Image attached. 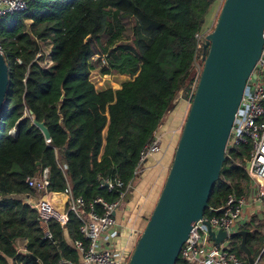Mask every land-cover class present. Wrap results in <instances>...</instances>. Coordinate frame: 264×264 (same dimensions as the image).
<instances>
[{"label": "trees", "instance_id": "obj_1", "mask_svg": "<svg viewBox=\"0 0 264 264\" xmlns=\"http://www.w3.org/2000/svg\"><path fill=\"white\" fill-rule=\"evenodd\" d=\"M25 1V10L0 22L9 77L0 116V264L77 262L72 245L80 238L79 219L70 214L63 228L50 220L52 239L44 238L27 203L34 196L27 178L46 168L48 192L118 200L119 193L99 188V179L115 174L124 189L131 185L141 150L180 107L181 90L190 103L202 68L201 35L219 0ZM46 42L51 64L44 67L40 44ZM94 54L105 60L100 74L128 77L119 89H95ZM30 111L47 128L48 142ZM248 154V146L227 148L205 215H216L209 209L220 208L230 193L249 194ZM257 222L252 217L241 230L252 257L264 264V223ZM17 239L26 240L24 253ZM240 241L231 238L230 249L246 261Z\"/></svg>", "mask_w": 264, "mask_h": 264}, {"label": "water", "instance_id": "obj_2", "mask_svg": "<svg viewBox=\"0 0 264 264\" xmlns=\"http://www.w3.org/2000/svg\"><path fill=\"white\" fill-rule=\"evenodd\" d=\"M263 32L264 0H224L213 30L204 38L203 65L171 166L128 264L176 263L192 223L202 218L219 178L234 116L261 55ZM8 81V66L0 54V116ZM29 115L49 140L44 123L31 111ZM207 231L216 244L226 238L225 232L215 234L208 225ZM246 236L245 230L230 235L241 238L247 263L257 264L258 258L246 247Z\"/></svg>", "mask_w": 264, "mask_h": 264}, {"label": "built area", "instance_id": "obj_3", "mask_svg": "<svg viewBox=\"0 0 264 264\" xmlns=\"http://www.w3.org/2000/svg\"><path fill=\"white\" fill-rule=\"evenodd\" d=\"M26 7L25 0H0V22L5 15L23 11ZM205 32L201 35L204 38L209 34H204ZM0 54L3 55L1 44ZM39 57L40 54L37 55V58ZM97 59L105 64L102 56L94 54L91 57V61ZM16 61L20 63L18 59ZM160 145V137L154 132L151 142L145 145L139 154L133 183L141 175L147 159L159 152ZM239 145L249 147V154L243 163V168L249 176L251 192L264 204V32L261 55L246 83L234 116L226 150ZM26 183L38 195L50 194L48 192L49 174L46 168L42 169L38 175L27 178ZM133 183L124 189V183L115 174L100 178L99 188L105 189L109 194L119 193L118 200L111 203L101 197L85 202L81 197H72L70 190L66 189L64 193L67 195V200L61 212H57L42 198L37 200H32V197L27 198V203L37 211L44 238L52 239L48 228V222L52 219L56 220L61 228L68 223L70 214H74L80 221V238L73 242V247L80 257L79 262L60 259L55 264H128L135 241L143 230L138 232L131 229L122 244L113 241V236L109 235L108 231L115 227V212ZM248 196L230 193L220 208L209 209V212H215L216 215L203 214L200 220L194 221L175 264H248L243 257L230 249L231 233L241 230L245 225L241 220ZM207 225L215 234L218 231L225 232L226 238L216 244L208 235ZM257 264H260L259 257Z\"/></svg>", "mask_w": 264, "mask_h": 264}, {"label": "crops", "instance_id": "obj_4", "mask_svg": "<svg viewBox=\"0 0 264 264\" xmlns=\"http://www.w3.org/2000/svg\"><path fill=\"white\" fill-rule=\"evenodd\" d=\"M94 87L98 91L106 89V87H96L95 84ZM111 88L114 89L113 87ZM119 88L120 86L117 85L116 89ZM182 94L183 91L181 90L178 93L177 99L175 101L178 105H180L179 110H177V108L176 111L168 117L166 124H163L156 131V135L160 137L161 140L159 152L149 157L144 163L141 175L137 179L135 185L132 186V194L130 199H127L128 193L125 194L123 202L115 212L116 225L111 230L113 241H115L114 239L116 238H120V240L116 239V241L122 244L131 229H134L138 232L144 229L146 222L145 220L149 214V211L154 207L153 205H155L160 194V185L164 180V175L171 166L177 137L187 115L189 104L187 100L182 98ZM248 195L247 205L243 209V216L241 220V222H243L245 225L251 220L252 217H255L257 221H262L259 219V217H263L264 214L263 202L257 199L251 190ZM39 198H42L48 202L57 212H61L64 209L67 195L64 192H50L48 195L41 196L34 192L32 200H37ZM25 244V239L16 240L17 251L19 253L25 252ZM77 257V262H79L80 257L78 254Z\"/></svg>", "mask_w": 264, "mask_h": 264}, {"label": "rangeland", "instance_id": "obj_5", "mask_svg": "<svg viewBox=\"0 0 264 264\" xmlns=\"http://www.w3.org/2000/svg\"><path fill=\"white\" fill-rule=\"evenodd\" d=\"M223 2H224V0H219L217 5L214 7L215 9L212 11V14H211V16L209 17V19L207 21V24H206L207 29H206V32L204 34L210 33L213 30L215 22H216V19L218 17V14L220 12V9H221V6H222ZM202 42H204V37H203V41ZM40 45H41L40 63H41L42 66L47 67L48 65L51 64V61L49 59L50 43L46 42V43H41ZM98 61H99V59H97L95 61H91V64L94 65L95 68L90 73V80H91V82H93V84L96 85V87H100V86L102 88L113 87L114 89H116L117 85L120 86V84L123 81L128 79L126 76H122V77L119 76V75H106V76H104V75L100 74V63L102 64V62H100V61L98 62ZM200 62H201L200 63L201 66H202L203 62L201 60H200ZM177 110H179V107H178ZM170 115H171V113H170ZM166 122H167V120L164 122V124H166ZM178 139H179V135L177 137V141H178ZM176 144H177V142H176ZM167 173H168V171L164 175V180H163L162 184L160 185L159 193H160V191H161V189L163 187V184H164L165 178L167 176ZM136 181L133 183V185H135ZM131 189L128 191L127 199H130V196L132 194ZM249 216H252V215H249ZM259 219L262 220V221H258L257 223H259V222L260 223H264V214H263V217H259ZM111 233H112V231L109 230L108 234L111 235ZM116 239L120 240V238H116ZM116 239H114L115 242H117ZM137 239H138V237H137ZM137 239H136V241H137ZM136 241H135V244H136ZM117 243H119V242H117Z\"/></svg>", "mask_w": 264, "mask_h": 264}]
</instances>
